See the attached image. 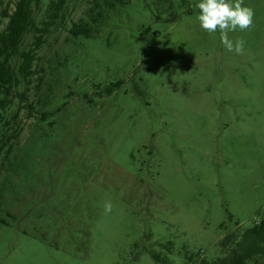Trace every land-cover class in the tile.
<instances>
[{
  "label": "rangeland",
  "instance_id": "rangeland-1",
  "mask_svg": "<svg viewBox=\"0 0 264 264\" xmlns=\"http://www.w3.org/2000/svg\"><path fill=\"white\" fill-rule=\"evenodd\" d=\"M174 1L130 0L94 38L49 37L34 116L0 159V264H162L145 250L170 242L172 264L216 260L260 221L264 0H244L254 25L229 33L244 55L200 27L199 0ZM90 2L69 0L74 20Z\"/></svg>",
  "mask_w": 264,
  "mask_h": 264
},
{
  "label": "trees",
  "instance_id": "trees-1",
  "mask_svg": "<svg viewBox=\"0 0 264 264\" xmlns=\"http://www.w3.org/2000/svg\"><path fill=\"white\" fill-rule=\"evenodd\" d=\"M129 1L91 0L84 16L77 21L73 19L69 0H16L0 10V22L6 21L0 28V159L9 158L23 132L21 112L27 111L30 118L34 116L39 101L31 100L30 93L36 89L38 95L42 91L47 70L39 66L42 59L40 52L51 34L66 30L69 39L97 37L107 26L111 14ZM157 1L167 9H174L177 4L174 0ZM179 6H185V0H181ZM157 14H161L160 11ZM178 18L179 15H176L171 20ZM69 23L71 26L67 28ZM15 107L17 109L9 115ZM43 116L46 117V114ZM3 166L0 164V171ZM259 217L260 221L252 227L245 230L239 228V231L228 233L220 241L221 257L209 260L201 258V252H185L184 263L264 264V212ZM237 226L240 223L237 222ZM159 246L160 252L145 251L157 263L172 264L169 255L173 243H160Z\"/></svg>",
  "mask_w": 264,
  "mask_h": 264
},
{
  "label": "clouds",
  "instance_id": "clouds-1",
  "mask_svg": "<svg viewBox=\"0 0 264 264\" xmlns=\"http://www.w3.org/2000/svg\"><path fill=\"white\" fill-rule=\"evenodd\" d=\"M199 10L197 19L200 27L213 34L219 32L223 47L236 55H244L246 41L237 37H229L230 32L246 31L254 25L255 11L252 7L244 6V0H199L195 5ZM112 203L104 204L105 214L111 213Z\"/></svg>",
  "mask_w": 264,
  "mask_h": 264
}]
</instances>
